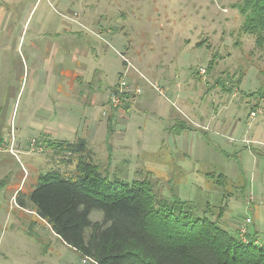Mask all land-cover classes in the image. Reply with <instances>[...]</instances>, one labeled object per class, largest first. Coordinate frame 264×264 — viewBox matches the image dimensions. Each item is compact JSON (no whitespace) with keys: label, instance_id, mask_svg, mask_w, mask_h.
<instances>
[{"label":"rangeland","instance_id":"obj_1","mask_svg":"<svg viewBox=\"0 0 264 264\" xmlns=\"http://www.w3.org/2000/svg\"><path fill=\"white\" fill-rule=\"evenodd\" d=\"M0 3L4 13L19 11L18 17L32 19L30 28L37 33L50 20L45 31L61 47L57 33L70 29L66 21L73 28L65 34L86 33L88 42L101 43L105 72L94 79L102 78L106 87L102 110L109 106L114 130L106 138V124L97 123L88 137L100 173L127 182L147 178L157 196L170 198L174 192L192 203L196 215L211 212L212 220L222 208L219 224L243 242L246 235L238 229L249 219L247 228L264 242V143L256 142H264V47L257 48L255 36L240 31L241 0H19L13 11L8 2ZM84 18L93 25L81 26ZM23 28L17 22L14 29L21 33ZM5 43L10 48L0 51V264H82L84 256L64 245L29 203L20 208L15 197L20 189H32L39 174L74 172L75 156L47 142L65 140L46 133L58 114L51 122L40 117L44 106L54 112L65 102L80 108L79 68L72 58L85 40L74 38L69 56L60 48L48 56L37 40L40 60L49 59L56 72L50 96L34 98L32 61L26 54L19 57L12 42ZM96 52L88 54L93 61ZM213 56V67L206 71ZM222 82L232 91L222 89ZM30 112L39 119L30 121ZM73 123L74 128L79 124ZM177 123L186 129L177 133ZM206 173L227 179L216 185ZM90 217L100 221L102 215L94 211Z\"/></svg>","mask_w":264,"mask_h":264},{"label":"trees","instance_id":"obj_2","mask_svg":"<svg viewBox=\"0 0 264 264\" xmlns=\"http://www.w3.org/2000/svg\"><path fill=\"white\" fill-rule=\"evenodd\" d=\"M237 8L243 17L240 31L255 36V46L263 48L264 0H241ZM239 81L240 77L236 85ZM220 87L232 91L223 82ZM175 127L177 133L186 129L181 123ZM106 131L108 138L113 132L111 120ZM47 142L75 156L74 172L72 176L37 175L32 189L17 191L16 204L25 209L29 203L36 217L80 256L97 264H264V242L258 243L253 228H248L243 242L238 233L222 227V208L212 220L211 212L196 215L192 203L174 192L170 198L157 196L147 178L127 182L103 175L82 138L72 143ZM109 155L110 151L108 159ZM211 174L204 176L216 185L227 179L221 174L213 179ZM94 211L101 213L100 221H92Z\"/></svg>","mask_w":264,"mask_h":264},{"label":"crops","instance_id":"obj_3","mask_svg":"<svg viewBox=\"0 0 264 264\" xmlns=\"http://www.w3.org/2000/svg\"><path fill=\"white\" fill-rule=\"evenodd\" d=\"M8 2L9 8L11 11H13V5L14 3L17 4L19 3V0H3ZM2 3H0V51H4L5 49H9L10 45L9 43H5V42H12V48H14L17 52V55L20 57H25V54L28 58L29 61H32L31 64V81H30V89H31V93L30 96L31 98H34L35 96L39 95L40 97L42 96V94L44 93L45 96L49 97V90L51 89V83H52V78H53V74L56 72L53 68V64L51 61H49V59H44V60H40V51H41V46L39 44H37V40L38 41H43L44 45H43V52L45 54L46 49L48 50V56H51V52L53 49L55 50H59L62 49L64 51V55L65 56H69V51L67 49L68 44L75 38L76 40L79 39H84L85 43L83 45H78V49L80 50L79 55H75L72 60L75 63L74 66H77L79 68V71H76L79 73V77H78V81L81 87L80 91H77L78 93V105L80 108L76 107V106H72L68 103L65 102V104H63V108H60V112H54L52 111V108L50 107H45L44 106V114L41 118L42 121H52L53 119L51 118L53 115L58 114L57 116V121L55 123L54 126H48L46 127V133L48 137H51V139H60V138H64L65 140H59V141H63V142H69L72 143V139H67L68 137L71 136H76L78 139L82 138L86 141L87 145L89 144V142H92V139H90L92 137V128H94L97 123L98 124H106L109 122V120H112V116L110 113L107 114L106 109L103 111L102 109H104V100L103 98H101L102 96H107L106 93V87L101 86V79L100 78H95V75L98 76H104V72H105V67H104V60L106 58L105 56V51L101 46H99V43L96 44L94 43V39H93V43L88 42L87 38L88 35L86 33H81L80 34H75L74 36H69L67 33V30H71V28H73V25H71V22H68V26L70 29L67 28H62L64 32V34L62 33H57L56 35L59 37L63 38V46L61 47V43L57 44V43H53V41H51V37L50 35L45 31V27L46 25H51L50 20L47 21L45 19H43L40 22V25L42 24L43 21H47V22H43V28H41V30L38 29V33L36 32L37 29L34 28V26H32L30 28V21L32 19L28 18V17H18L19 11L15 13V15L13 16L10 12L4 13L3 11V7L1 5ZM20 4V3H19ZM16 7V6H15ZM20 7V6H19ZM18 7V8H19ZM23 12V11H22ZM81 23V26L85 27V26H89V25H93L88 23V21L84 18L79 20ZM18 24H21L22 28L24 26V28L22 29V32L19 33V31L15 30L14 28L16 27ZM62 25H66V23H62ZM27 25V28H26ZM25 28L27 29V33H25ZM43 30V31H42ZM45 31V32H44ZM80 31V30H78ZM44 32V33H43ZM84 35V37H83ZM26 36V38H25ZM48 37V39L46 38ZM100 37V35H99ZM25 41H27V44L25 45ZM23 48L25 53H23ZM73 48V45H72ZM95 54V58L94 61L91 59V56L89 57L88 54H91L93 52ZM67 52V53H66ZM98 54L103 55L102 57H98ZM67 54V55H66ZM94 56V55H93ZM1 57V54H0ZM28 61V63H29ZM82 61L84 62L85 66L82 64ZM88 66V67H87ZM64 67V66H63ZM63 67L60 71L63 72ZM84 73V74H83ZM73 74H75L73 72ZM61 78V77H60ZM100 82L99 85L96 84V88H94V86L92 85V82ZM57 82V81H55ZM59 96V93H56ZM79 97H82L84 100L83 102L79 99ZM29 98V97H28ZM61 98V97H60ZM30 105V104H29ZM32 107V106H31ZM31 107L29 109H31ZM31 115V118L29 119L30 121H35L39 119V114L35 113V114H31V112L29 113V116ZM38 117V118H37ZM72 122H79V124H76V128H74V123L72 124ZM32 123H30L31 125ZM37 124V125H36ZM34 126L37 128H41L43 123H36ZM72 124V125H71ZM105 126V128H106ZM99 127H101V125H99ZM112 129L114 130V128L112 127ZM107 132V131H106ZM40 133V132H39ZM107 136V134L105 133V137ZM90 137V138H88ZM107 138V137H106ZM67 139V140H66ZM51 141V140H49ZM57 141V142H59ZM256 141V140H254ZM53 142V141H52ZM259 143H264L263 141H256Z\"/></svg>","mask_w":264,"mask_h":264},{"label":"built area","instance_id":"obj_4","mask_svg":"<svg viewBox=\"0 0 264 264\" xmlns=\"http://www.w3.org/2000/svg\"><path fill=\"white\" fill-rule=\"evenodd\" d=\"M200 74H205V69H201L200 70ZM112 103H114V106H115L118 103V101L117 100H113ZM251 115L255 116L256 113L252 112ZM248 223H249V219H245V222L239 227L238 232H239L241 237H244L248 233V228H247L248 227ZM81 263L82 264H97L95 262V260H93V259H91V258H89L87 256H84V258L82 259Z\"/></svg>","mask_w":264,"mask_h":264}]
</instances>
